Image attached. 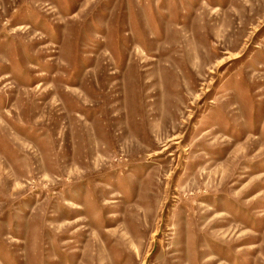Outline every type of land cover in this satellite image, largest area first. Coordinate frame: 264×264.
Returning a JSON list of instances; mask_svg holds the SVG:
<instances>
[{"label": "rangeland", "instance_id": "374dc122", "mask_svg": "<svg viewBox=\"0 0 264 264\" xmlns=\"http://www.w3.org/2000/svg\"><path fill=\"white\" fill-rule=\"evenodd\" d=\"M0 264H264V0H0Z\"/></svg>", "mask_w": 264, "mask_h": 264}]
</instances>
